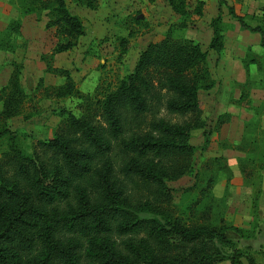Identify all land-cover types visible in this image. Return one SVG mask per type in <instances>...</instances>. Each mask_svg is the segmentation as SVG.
Listing matches in <instances>:
<instances>
[{
  "label": "trees",
  "instance_id": "1",
  "mask_svg": "<svg viewBox=\"0 0 264 264\" xmlns=\"http://www.w3.org/2000/svg\"><path fill=\"white\" fill-rule=\"evenodd\" d=\"M82 2L93 8L95 0ZM166 2L180 19L159 40L147 43L132 70L99 99L82 95L68 69L45 62L46 71L63 77L61 84L52 87L54 94L77 96L82 103L78 116L65 112L54 136L38 141V151L25 152L18 144L17 130L10 128L12 119L31 115L24 114L26 94L19 67L11 64L0 88V138L5 140L0 152V264H215L227 259L218 245L231 244L236 233L253 236L256 225L250 221V230L187 225L164 211L171 200L164 180L189 170L194 147L187 140L191 130L204 124L196 90L213 84L206 51L192 39L171 34L173 28L184 27L190 15L186 0ZM13 4L18 16L0 30V50L9 48L11 36L20 33V17L40 10L51 17L44 27L55 26L63 38L53 45L52 53L69 50L83 34L79 18L69 12L64 0ZM226 11L240 28L257 33L264 49V29L244 23L232 5H226ZM194 13L199 15L200 10ZM209 25L208 48L219 53L225 25L219 14ZM126 43V37H119V57ZM160 109L166 115L189 118L182 124L170 123L165 115L146 119V113L154 115ZM129 192L144 199L130 202ZM141 212L160 214L161 219ZM112 236L125 239L117 244ZM238 258L239 253H232L229 264H243ZM244 258L246 264H259L249 255Z\"/></svg>",
  "mask_w": 264,
  "mask_h": 264
},
{
  "label": "rangeland",
  "instance_id": "2",
  "mask_svg": "<svg viewBox=\"0 0 264 264\" xmlns=\"http://www.w3.org/2000/svg\"><path fill=\"white\" fill-rule=\"evenodd\" d=\"M12 1L18 0H0V30L18 16ZM64 1L83 29L69 50L52 53L53 45L63 38L55 26L44 27L51 18L46 10L21 16L20 33L11 36L9 48L0 50V88L6 84L11 64L19 67L20 85L26 94L24 114L31 115L14 118L9 124L17 130L18 144L27 153L39 150L38 141L46 142L54 136L65 112L78 116L82 103L77 96L54 94L52 87L61 84L63 77L46 71L45 62L68 69L75 88L94 101L132 70L147 43L159 40L168 26L180 19L166 0H95L93 8L85 6L83 0ZM226 5H232L244 23L264 29V0H224L223 4L216 0H186L190 15L184 27H175L171 33L174 38L196 41L206 51L213 84L196 90L204 124L191 130L187 140L194 147L189 170L164 180L171 194L164 211L180 217L187 225H234L250 230V221V225H256L252 227V237L236 233L231 244L218 247L227 259L237 252L243 264L246 255L264 264V49L258 44V34L240 28L227 14ZM196 9L199 15L194 13ZM216 14L225 25L219 53L208 48L209 21ZM119 37L127 38L126 50L120 57ZM90 108L96 111L95 106ZM164 115L175 124L189 118L166 115L160 109L154 115L146 113V119ZM96 120L102 123L100 117ZM4 149L5 140L0 138V152ZM117 160L120 165V157ZM140 195L129 192L126 197L134 202L144 199ZM140 215L161 219L155 213ZM122 239L125 236H112L117 244ZM227 259H223L224 263H230Z\"/></svg>",
  "mask_w": 264,
  "mask_h": 264
},
{
  "label": "crops",
  "instance_id": "3",
  "mask_svg": "<svg viewBox=\"0 0 264 264\" xmlns=\"http://www.w3.org/2000/svg\"><path fill=\"white\" fill-rule=\"evenodd\" d=\"M227 261H228V259H227ZM222 262H223V263H222ZM227 263L229 264V262H225V263H224V260H223V261L217 262L216 264H227Z\"/></svg>",
  "mask_w": 264,
  "mask_h": 264
}]
</instances>
